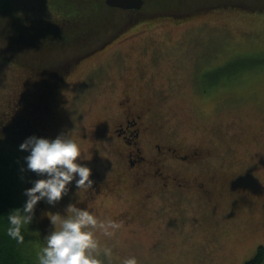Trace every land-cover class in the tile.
I'll list each match as a JSON object with an SVG mask.
<instances>
[{
  "label": "rangeland",
  "instance_id": "obj_1",
  "mask_svg": "<svg viewBox=\"0 0 264 264\" xmlns=\"http://www.w3.org/2000/svg\"><path fill=\"white\" fill-rule=\"evenodd\" d=\"M67 3L0 0V23H13L22 33L18 18L35 25L59 20L65 27L77 18ZM117 9L105 22L110 27L92 40L41 55V71L51 72L46 79L36 71L37 55L0 38V124L30 123L33 104L39 100L40 105L45 88L55 82V93L43 100L44 138L69 133L83 146L90 159L83 163L92 174L110 179L123 148L110 150L100 128L103 121L110 127L119 119V98L131 84L130 95L139 105L150 102L170 143L182 150H209L204 172L240 182L256 201L229 211L224 202L213 208L158 198L150 206L161 211L153 212L142 210L138 193L129 189L93 203L90 190L82 192L73 182L55 206L44 202L47 217L64 215L69 204L95 212L101 222L118 210L139 209L133 222L116 221L120 227L112 236L96 231L104 264H123L132 256L139 264H245L264 246V0H143L139 9ZM169 12L190 13L178 18ZM69 62L72 68L55 81L53 70L63 71ZM145 149L148 157L151 149ZM205 211L211 213L208 222L202 221ZM29 237L33 248L26 254L38 264L43 247L33 233ZM104 248L112 250L111 257L103 255Z\"/></svg>",
  "mask_w": 264,
  "mask_h": 264
},
{
  "label": "flooded vegetation",
  "instance_id": "obj_2",
  "mask_svg": "<svg viewBox=\"0 0 264 264\" xmlns=\"http://www.w3.org/2000/svg\"><path fill=\"white\" fill-rule=\"evenodd\" d=\"M130 86L128 84L119 98V119L110 127L104 121L99 127L102 137L110 143V150L115 153L119 147L123 148L115 161L116 173L110 179H103L98 171L93 172L96 180L89 189V201L101 202V198L113 195L118 198L129 189L138 193L137 201L142 210L151 208L153 212L161 211L157 206H150V202L158 198L164 202L177 199L196 201L213 208L224 202L229 211H240L254 204L255 193L247 192L240 182L215 172H204L210 163L209 150L192 147L182 150L170 143L150 102L139 105L129 93ZM146 147L151 149L148 157L144 155ZM137 210H118L111 220L129 224L135 220ZM179 214L183 218L181 210ZM210 218L211 213L202 212L203 222Z\"/></svg>",
  "mask_w": 264,
  "mask_h": 264
},
{
  "label": "trees",
  "instance_id": "obj_3",
  "mask_svg": "<svg viewBox=\"0 0 264 264\" xmlns=\"http://www.w3.org/2000/svg\"><path fill=\"white\" fill-rule=\"evenodd\" d=\"M66 1H68L69 8L74 11V15L77 17L76 23L69 24L68 26L66 24L64 27L65 22L56 20L35 25L34 22L25 19L20 20L18 18L17 24H22L26 28H23L24 33L17 31L13 23V26L9 24L8 27L6 24L0 23L1 41L7 42L8 45L15 47V49L21 48L19 49L20 51L23 47H26L31 55L35 54L34 56H38L39 59H35L36 62H40L43 61V58L40 59L42 57L41 55H47V52L54 47H67L68 45L69 47H76L78 44H84L85 41L92 40L98 35L99 30L104 27L105 29L110 27L112 23L107 22L105 24V22L112 16L111 13L114 10H118L117 7L107 5L105 0ZM233 4L230 3V5L234 6ZM133 10L131 9V11ZM10 12L14 14L13 11L8 10L7 15ZM0 13L3 12L0 11ZM189 13L182 12L178 13V16L177 14L175 15L178 18H183L189 15ZM166 15L175 16L170 12ZM66 20L69 22L68 18ZM116 32L118 33L119 30ZM113 36L107 40L111 41L114 38ZM3 57L6 59L9 58L8 56ZM41 63L43 62L36 64V71L37 73L44 74L46 79L51 76V72H42ZM71 68L72 63L69 62L66 68H64L65 70H53V73L56 74L55 81H61L64 78L63 74ZM34 77L32 80L38 79L37 77L39 75L37 74ZM53 84L55 85L56 83L54 82ZM53 84L48 85L42 94L45 101L49 93H55L56 91ZM43 100H41L40 105L38 104L39 100L33 104L32 112L34 115L31 117L30 123L22 126L11 123L5 125L0 124V264H32V262H29V257L26 254L27 248L32 245L29 234L31 236V233H33L38 239L39 246L44 247L46 246L45 237L53 230L47 217L44 201H40L36 205L33 221L29 225H25L22 229L24 243L20 244L7 235V229L9 227L8 215L15 209L23 208L27 200V197L24 195L25 190L33 186V181L40 179L34 172L27 170L25 157L29 155V152L22 151L19 146L26 138L33 135L44 138L43 116L46 106ZM22 169L24 170L22 171ZM21 184L24 191H20ZM31 247L33 248V246ZM263 261L264 246L261 245L257 247L255 254L245 264H261Z\"/></svg>",
  "mask_w": 264,
  "mask_h": 264
},
{
  "label": "clouds",
  "instance_id": "obj_4",
  "mask_svg": "<svg viewBox=\"0 0 264 264\" xmlns=\"http://www.w3.org/2000/svg\"><path fill=\"white\" fill-rule=\"evenodd\" d=\"M19 147L29 152L25 157L27 170L42 177L25 190L27 200L23 208L15 209L8 215L7 235L23 244L22 229L33 221L38 202L55 206L69 193L73 182L76 189L87 192L93 188L94 181L90 178L92 169L83 163L90 159L81 143L69 133H61L54 139L33 135ZM48 219L53 230L45 237L46 246L38 253V264H104L100 258L96 231L110 237L120 227L111 219L99 221L95 212L75 204H69L64 215L50 213ZM103 255L111 257L112 250L104 248ZM123 264L139 262L132 256Z\"/></svg>",
  "mask_w": 264,
  "mask_h": 264
},
{
  "label": "water",
  "instance_id": "obj_5",
  "mask_svg": "<svg viewBox=\"0 0 264 264\" xmlns=\"http://www.w3.org/2000/svg\"><path fill=\"white\" fill-rule=\"evenodd\" d=\"M105 3L111 7L121 9H139L143 4V0H105Z\"/></svg>",
  "mask_w": 264,
  "mask_h": 264
}]
</instances>
